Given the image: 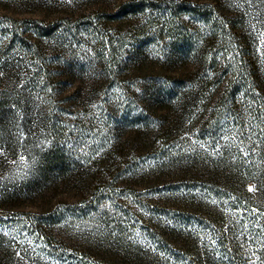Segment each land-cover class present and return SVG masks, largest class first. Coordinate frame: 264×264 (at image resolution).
I'll use <instances>...</instances> for the list:
<instances>
[{"label": "rangeland", "instance_id": "obj_1", "mask_svg": "<svg viewBox=\"0 0 264 264\" xmlns=\"http://www.w3.org/2000/svg\"><path fill=\"white\" fill-rule=\"evenodd\" d=\"M245 59L264 0H0V264H264Z\"/></svg>", "mask_w": 264, "mask_h": 264}, {"label": "trees", "instance_id": "obj_2", "mask_svg": "<svg viewBox=\"0 0 264 264\" xmlns=\"http://www.w3.org/2000/svg\"><path fill=\"white\" fill-rule=\"evenodd\" d=\"M184 8H186V9L183 12H192V13L198 12V13H200L201 18L205 21H207V20L209 21L211 16H212L211 14H209L211 12H209L208 9H206V7L204 5H202V6L194 5L193 7L192 6H190V7L184 6ZM224 25L226 26L227 23H224L222 26L220 25V27H222L223 31H224V28H226V27H224ZM46 29L50 30V32H48V33L53 32V29L51 27H47ZM233 30H234V28H233ZM241 42H243V40ZM243 53H245V52H243ZM245 60L243 61L244 65L243 64L241 65V62L236 63V65H238V66L241 65L240 67L242 68V70L238 68L239 69L238 74L236 73L237 69L235 70L236 72L234 71V75H236L235 78H237V79H233V81L236 82V84L240 83L241 86L239 88H245V90H246L245 94L249 93L248 94L249 96H247L248 100H249V104H248L249 105V109H248L249 114L251 115L253 120H255V122L257 123L258 129L262 130L259 132L262 135V139L264 140V98L262 99V97L264 96V88H262V83L256 82L260 73L258 71H255L254 74L252 72H250L252 65H248V64H250V62L247 60L245 61ZM233 92L235 94V90ZM172 93H173V91H172ZM9 104H11V103L9 102ZM4 106H5V101H4V99H2V101H0V114L4 115L6 113V114L11 115L10 114L11 112L5 111L3 109ZM12 112H13V110H12ZM263 154H264V149H263ZM55 155H53V157L52 156L49 157L48 164L52 165L54 163L55 159L57 160V163H59L63 160L62 157H60L59 159L55 158L54 157Z\"/></svg>", "mask_w": 264, "mask_h": 264}, {"label": "snow or ice", "instance_id": "obj_3", "mask_svg": "<svg viewBox=\"0 0 264 264\" xmlns=\"http://www.w3.org/2000/svg\"><path fill=\"white\" fill-rule=\"evenodd\" d=\"M251 190V189H250Z\"/></svg>", "mask_w": 264, "mask_h": 264}]
</instances>
